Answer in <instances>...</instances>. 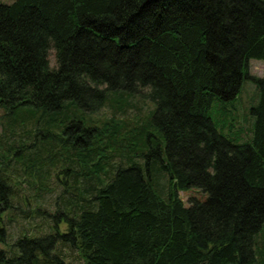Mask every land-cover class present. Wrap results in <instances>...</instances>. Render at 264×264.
<instances>
[{
	"label": "trees",
	"instance_id": "16d2710c",
	"mask_svg": "<svg viewBox=\"0 0 264 264\" xmlns=\"http://www.w3.org/2000/svg\"><path fill=\"white\" fill-rule=\"evenodd\" d=\"M249 60H264V0L0 3V108L16 117L4 145L20 141L0 155V264H66L64 246L80 264H255L264 80L248 75ZM244 77L257 90L248 143L211 114L235 101ZM139 97L155 108L130 121ZM106 109L111 118L93 117ZM14 155L32 186L46 166L69 173L64 231L26 229L8 245ZM190 188L207 199L185 206L179 193Z\"/></svg>",
	"mask_w": 264,
	"mask_h": 264
},
{
	"label": "rangeland",
	"instance_id": "374dc122",
	"mask_svg": "<svg viewBox=\"0 0 264 264\" xmlns=\"http://www.w3.org/2000/svg\"><path fill=\"white\" fill-rule=\"evenodd\" d=\"M14 1L15 0H0V3L11 4ZM51 60L53 64L54 61L52 57ZM248 75L264 80V60H249ZM132 102L133 108L129 111L130 121L145 119L149 111L155 108V105L152 102L140 97L134 99ZM256 103V85L252 80L244 77L241 90L235 101L225 104L217 103L211 114L213 118L217 120L219 119L222 123H224L226 126L225 133L232 135L233 140L240 143H248L251 139V133L249 132L253 123L251 108H253ZM104 116L107 118L112 117L109 109L102 110L93 117L101 120ZM15 118L16 117L10 115L5 109L0 108V155L3 153L10 154L11 147L15 150V148L19 146L20 141L12 143L13 146L4 145L5 142L10 143L12 140L11 135H9L8 132L5 133L4 129L7 128L8 130L9 125L14 122ZM119 118L121 117L117 116V119ZM150 132H152V134L156 137H159L158 133L155 131L152 130ZM18 134L20 136L22 135V143L24 145H27L26 143L30 142L29 135L27 133L17 132V135ZM14 138L16 139L18 137ZM41 138H43L42 135L38 137V140ZM163 147L164 146L162 145V148ZM35 150L37 153L35 154L36 160L43 163L47 157H45L46 155L42 147L39 148L37 145ZM7 158L9 159L7 161V176L11 177L14 181H18V183L20 182V185H15L14 192L12 194L13 208L11 212H5L3 214L4 227H6L8 232V245L20 237L26 229H30L29 232H31V234L42 235L49 232L50 225L53 227L56 223L59 228L64 231L66 229V224L64 218L61 216V213H64L65 205H62V202L67 201L69 204L75 201V198L71 193L73 191L70 187L71 183H69V173L64 174L61 171L62 167L59 164L55 168H48L46 164H43L46 167L41 173L42 176L36 178L35 181L38 182V184L32 186L30 181H33L34 179L28 177L24 166L17 162L18 156L14 155L11 159L9 157ZM7 158L4 157L3 159L7 160ZM163 158H165V156H163ZM144 161L145 158L142 157V163H144ZM115 162L119 163L120 161L115 159ZM155 165L158 166L157 163H152V166ZM156 173L157 171H153L152 175ZM160 181L163 186L167 184L166 178L161 179ZM166 186L164 188H166ZM41 188L43 190H40ZM179 196L185 206H189L192 199L197 200L198 202H204L207 199L208 194L198 188H190L180 192ZM36 209L40 210V212H35ZM258 240L261 241L260 246L264 252V231ZM2 247L3 246L0 245V248ZM61 253L65 256L64 262L66 264H80L78 258L76 257L77 255L67 246L62 247ZM255 264H264V256L258 257L257 255V262Z\"/></svg>",
	"mask_w": 264,
	"mask_h": 264
}]
</instances>
